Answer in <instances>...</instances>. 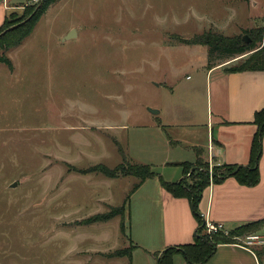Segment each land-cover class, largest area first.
<instances>
[{
  "label": "rangeland",
  "instance_id": "rangeland-1",
  "mask_svg": "<svg viewBox=\"0 0 264 264\" xmlns=\"http://www.w3.org/2000/svg\"><path fill=\"white\" fill-rule=\"evenodd\" d=\"M263 2L55 0L20 45L2 50L0 264H155L151 253L137 248L131 261L111 255L138 241L153 252L158 248L157 197L130 194L135 176L83 171L117 166L121 148L126 160L150 165L164 180H179L178 163L193 153L192 145L206 146L208 114L217 139L222 103L214 88L217 74L205 77L208 47L179 39L211 29L251 40L262 29L261 47ZM23 11L11 26L32 17ZM70 28L76 35L63 40ZM246 54L215 63L234 65ZM152 105L180 126H158ZM186 105L195 113L190 126L181 125L189 123ZM177 136L185 141L170 144ZM123 204L126 234L119 229L122 215L86 221ZM217 232L205 226L202 233ZM251 247L264 250V244ZM258 256L264 264V252Z\"/></svg>",
  "mask_w": 264,
  "mask_h": 264
},
{
  "label": "crops",
  "instance_id": "crops-1",
  "mask_svg": "<svg viewBox=\"0 0 264 264\" xmlns=\"http://www.w3.org/2000/svg\"><path fill=\"white\" fill-rule=\"evenodd\" d=\"M28 2L30 0H0V26L11 14L22 13ZM256 4L257 1H253V5ZM261 26L264 28V2ZM71 29L75 28L68 29L64 34ZM63 40L66 39L63 37ZM206 64L203 67H206ZM227 65L220 62L210 69H205V77L210 78L212 74H217L214 88L217 97L222 102L217 105L215 117V124L218 125L217 139L213 138L212 125L214 123L212 116L208 114L206 124L199 123L200 125L205 124L207 128L206 146L192 145L193 153L178 164H194L204 161L211 166L223 164L245 166L249 162L250 144L256 131L253 122L254 113L264 108V71L226 72ZM151 107L158 108L156 105ZM189 107L186 105L184 110V114L188 115L186 119H189V123L183 122L181 124L183 126L193 124L195 113ZM155 115H160L156 116V123L160 127L174 129L180 126L166 121V111L163 108H160ZM182 141H185L184 138L177 136L169 143L181 145ZM258 170L259 181L254 186L239 184L232 176H227L219 182L210 181V184L201 192L196 204V212L204 221L220 224L227 231L244 223L264 218V137ZM183 176L182 168L180 179ZM137 182L138 180L134 184ZM148 184L151 189H148ZM133 192L135 194L143 192V197L148 200L153 198V195L157 197V202L160 203L161 235L159 246L154 252L152 249L148 250L144 242L138 241L133 244L134 247L128 257L130 261L132 251L136 248L147 254L151 253L156 264V255H159L165 248L193 242L198 221L186 197H175L166 191L157 176L145 179ZM263 227L258 231V235L264 240V234H261ZM172 264L189 263L182 254L176 253L172 257ZM203 264H262V262L252 247H244L235 243H219L211 258Z\"/></svg>",
  "mask_w": 264,
  "mask_h": 264
},
{
  "label": "trees",
  "instance_id": "trees-1",
  "mask_svg": "<svg viewBox=\"0 0 264 264\" xmlns=\"http://www.w3.org/2000/svg\"><path fill=\"white\" fill-rule=\"evenodd\" d=\"M55 0H38L33 2L30 8L24 7L26 15L33 12V15L25 23L6 31L0 35V52L6 50L12 46H18L23 39L31 32L33 26L38 21L40 16L46 11L51 3ZM17 18V14L13 13L10 17L6 18L3 24L0 26V33L14 24L12 19ZM16 22V21H15ZM262 29L256 31V35L252 37L248 42L241 39L238 36H225L221 33H217L211 29L204 30L200 34H195L191 38H180L179 41L188 45H204L207 46V69L212 68L217 63L215 60L221 61L226 58H232L237 55L246 54L240 61L234 65L225 67L226 72H242V71H264V44L260 47L257 46V42L262 39ZM256 131L254 132L250 144L249 162L247 165H221L213 166L209 173L208 163L198 161L194 169H192V163H181L183 168V175L187 176L184 179H180L177 182H168L162 179L159 180L162 187L170 192L175 197H186L194 210V214L198 221V226L195 232L194 240L191 243L180 244L176 246H170L165 248L159 255H156V264H172V257L176 253L182 254L184 259L189 264H203L207 262L214 254L217 244L219 243H237V238H243L246 235L258 232L264 226V218L250 221L242 225L237 226L234 229L228 231L227 234L223 232H217L215 234L206 235L203 232L205 223L199 213L196 212V204L201 195V192L206 188L210 181L219 182L227 176H232L235 180L245 186H254L259 181L258 162L262 152V137L264 135V108L254 113L253 120ZM119 151L122 155V162L113 168H109L105 165H98L92 169L83 171L99 172L108 178H118L123 176H135L138 180L133 185L131 192H133L138 185L147 178L158 175L150 165L133 163L126 160V156L121 148ZM192 169V170H191ZM191 180L187 183L186 181ZM185 180V181H184ZM130 195L125 198L124 204L128 202ZM120 207L111 208L106 213L94 214L88 217L86 221H108L115 216H121L119 229L122 234H126L127 231V217L124 216L125 205ZM132 246L126 248L120 252L113 253L111 256H127L130 257ZM258 256L261 250H254Z\"/></svg>",
  "mask_w": 264,
  "mask_h": 264
},
{
  "label": "built area",
  "instance_id": "built-area-1",
  "mask_svg": "<svg viewBox=\"0 0 264 264\" xmlns=\"http://www.w3.org/2000/svg\"><path fill=\"white\" fill-rule=\"evenodd\" d=\"M31 2H37L38 0H30ZM206 230L208 233L214 231H222L224 234H227L228 231L222 227L220 224L211 223L209 221H204ZM239 241L235 244L244 246V247H251L254 244H264V240L257 234H249L243 238H237Z\"/></svg>",
  "mask_w": 264,
  "mask_h": 264
},
{
  "label": "water",
  "instance_id": "water-1",
  "mask_svg": "<svg viewBox=\"0 0 264 264\" xmlns=\"http://www.w3.org/2000/svg\"><path fill=\"white\" fill-rule=\"evenodd\" d=\"M16 26H11V27H9L8 29H6L5 31H3L1 34H4L6 31H8V30H11V29H13V28H15ZM76 35V31H75V29H71L65 36H64V39H70V38H72V37H74ZM243 39L245 40V41H249V39L246 37V36H244L243 37ZM149 110V112L151 113V114H157L158 113V110L157 109H155V108H149L148 109ZM16 185V183L14 182L12 185H11V187H13V186H15Z\"/></svg>",
  "mask_w": 264,
  "mask_h": 264
}]
</instances>
